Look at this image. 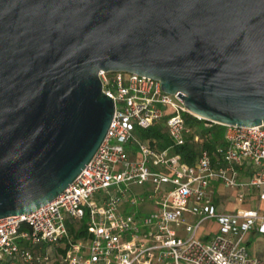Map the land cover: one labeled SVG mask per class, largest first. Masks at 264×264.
I'll return each mask as SVG.
<instances>
[{
	"label": "water",
	"instance_id": "water-1",
	"mask_svg": "<svg viewBox=\"0 0 264 264\" xmlns=\"http://www.w3.org/2000/svg\"><path fill=\"white\" fill-rule=\"evenodd\" d=\"M100 71L155 79L207 121L264 124V0H0V219L94 156L114 113Z\"/></svg>",
	"mask_w": 264,
	"mask_h": 264
},
{
	"label": "built area",
	"instance_id": "built-area-1",
	"mask_svg": "<svg viewBox=\"0 0 264 264\" xmlns=\"http://www.w3.org/2000/svg\"><path fill=\"white\" fill-rule=\"evenodd\" d=\"M98 76L114 103L104 140L58 197L0 219V264H264L247 244L264 234V124L227 126L189 164L173 148L200 140L186 117H201L150 77ZM160 123L165 148L135 133ZM218 184L235 208L216 201Z\"/></svg>",
	"mask_w": 264,
	"mask_h": 264
},
{
	"label": "trees",
	"instance_id": "trees-1",
	"mask_svg": "<svg viewBox=\"0 0 264 264\" xmlns=\"http://www.w3.org/2000/svg\"><path fill=\"white\" fill-rule=\"evenodd\" d=\"M186 121L193 127V133L198 135L200 140L194 142L192 139H187L184 144L174 146L173 151L179 154L184 162L191 164L198 150L201 148L214 149L217 144L224 141L227 126L204 119L199 120L189 115L186 117ZM135 133L141 139L148 140L152 145L159 148H165L171 144V140L165 134L164 126L161 123L147 129L136 128ZM69 230L72 232V227H69ZM83 231L82 229L81 232Z\"/></svg>",
	"mask_w": 264,
	"mask_h": 264
},
{
	"label": "crops",
	"instance_id": "crops-1",
	"mask_svg": "<svg viewBox=\"0 0 264 264\" xmlns=\"http://www.w3.org/2000/svg\"><path fill=\"white\" fill-rule=\"evenodd\" d=\"M234 196H235L234 190L228 189L222 184H218L215 198H216L217 202H221L222 206H225V207L230 208V209L235 208L237 206V201H236ZM210 225H213L214 228L217 226V224H215V223H212ZM257 234H260V233L252 231L249 234V236L247 238V244H248L249 250H250L251 240ZM250 253L255 255V256H259L260 258L263 259V254L257 255L258 252H257L256 246H254L253 252L250 251Z\"/></svg>",
	"mask_w": 264,
	"mask_h": 264
},
{
	"label": "rangeland",
	"instance_id": "rangeland-1",
	"mask_svg": "<svg viewBox=\"0 0 264 264\" xmlns=\"http://www.w3.org/2000/svg\"><path fill=\"white\" fill-rule=\"evenodd\" d=\"M253 205L255 206L256 204L254 203ZM136 209L138 210V208ZM254 246L257 248V255L263 254L264 259V234H257L252 238L250 243V251L253 252Z\"/></svg>",
	"mask_w": 264,
	"mask_h": 264
}]
</instances>
